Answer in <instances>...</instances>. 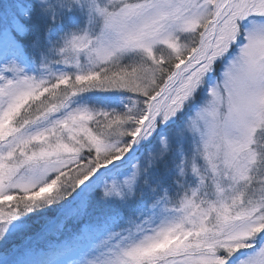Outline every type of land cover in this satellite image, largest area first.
<instances>
[{"label": "snow or ice", "instance_id": "6c2138e0", "mask_svg": "<svg viewBox=\"0 0 264 264\" xmlns=\"http://www.w3.org/2000/svg\"><path fill=\"white\" fill-rule=\"evenodd\" d=\"M0 264H264V0L0 4Z\"/></svg>", "mask_w": 264, "mask_h": 264}, {"label": "trees", "instance_id": "16d2710c", "mask_svg": "<svg viewBox=\"0 0 264 264\" xmlns=\"http://www.w3.org/2000/svg\"><path fill=\"white\" fill-rule=\"evenodd\" d=\"M5 2V0H0V4H2V3H4Z\"/></svg>", "mask_w": 264, "mask_h": 264}, {"label": "rangeland", "instance_id": "374dc122", "mask_svg": "<svg viewBox=\"0 0 264 264\" xmlns=\"http://www.w3.org/2000/svg\"><path fill=\"white\" fill-rule=\"evenodd\" d=\"M3 251V248H0V252H2Z\"/></svg>", "mask_w": 264, "mask_h": 264}]
</instances>
